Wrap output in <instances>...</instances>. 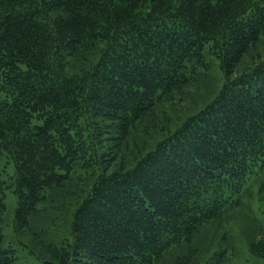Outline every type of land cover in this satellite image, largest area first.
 <instances>
[{
	"label": "trees",
	"instance_id": "trees-1",
	"mask_svg": "<svg viewBox=\"0 0 264 264\" xmlns=\"http://www.w3.org/2000/svg\"><path fill=\"white\" fill-rule=\"evenodd\" d=\"M260 46L264 0H0V264L19 258L7 189L18 235L73 197L59 241L19 239L42 264H162L252 199L264 218ZM213 60L220 89L171 126L166 104Z\"/></svg>",
	"mask_w": 264,
	"mask_h": 264
},
{
	"label": "rangeland",
	"instance_id": "rangeland-1",
	"mask_svg": "<svg viewBox=\"0 0 264 264\" xmlns=\"http://www.w3.org/2000/svg\"><path fill=\"white\" fill-rule=\"evenodd\" d=\"M260 48L264 49L263 46ZM211 62V71L208 77L201 78L186 87L183 94H178L174 107L170 103L166 104V108L170 111L167 116L171 117V126L177 120L181 121L187 115L196 112L201 106L210 102L220 89L223 84V73L217 60ZM157 119L155 117L154 120H151L152 125L147 130L146 137L148 139L150 137L152 143L160 136L157 125L161 123V120L159 122ZM139 140L142 139L139 137ZM67 199L63 201L57 197L42 203L40 206L42 210L37 212L32 220L33 230L18 235L14 230L17 196L10 189H7L2 230L6 243L11 244L17 250L19 258L16 264H42L35 258L36 254L29 252V249L19 239L24 240L27 245L29 244V247H34L37 243L34 240L33 231L40 233L43 243L59 241L60 237L66 234L74 209L73 205L70 204L72 201L70 199L73 197ZM260 207L257 200L252 199L236 210L229 212L225 219L205 228L194 238L192 243L185 244V246L174 251L162 264H204V259L209 257L215 249L220 248L221 245L226 246V249L230 251L227 264H264V228L262 226L264 218L260 213ZM42 233H44V238ZM223 234L225 235L223 236Z\"/></svg>",
	"mask_w": 264,
	"mask_h": 264
}]
</instances>
